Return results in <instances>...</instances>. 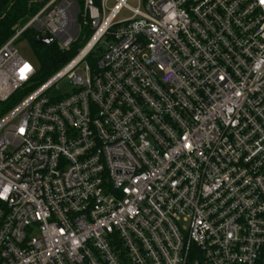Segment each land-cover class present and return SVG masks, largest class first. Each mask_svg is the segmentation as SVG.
Masks as SVG:
<instances>
[{
	"label": "built area",
	"instance_id": "built-area-1",
	"mask_svg": "<svg viewBox=\"0 0 264 264\" xmlns=\"http://www.w3.org/2000/svg\"><path fill=\"white\" fill-rule=\"evenodd\" d=\"M130 1L32 0L0 47V264H264V0ZM84 28L36 86L23 33Z\"/></svg>",
	"mask_w": 264,
	"mask_h": 264
},
{
	"label": "trees",
	"instance_id": "trees-1",
	"mask_svg": "<svg viewBox=\"0 0 264 264\" xmlns=\"http://www.w3.org/2000/svg\"><path fill=\"white\" fill-rule=\"evenodd\" d=\"M47 1L49 0H45V2ZM45 2L41 4L33 3L32 0H0V47L13 39L38 14ZM30 30L23 33L19 40L26 36ZM92 34L93 32L89 28L82 29L80 37L69 50L65 51H62L57 45L49 47L37 45L34 39L32 45L39 67L36 86H42L68 65L89 41ZM83 43L85 44L83 45ZM16 100L17 95L9 105H13Z\"/></svg>",
	"mask_w": 264,
	"mask_h": 264
},
{
	"label": "rangeland",
	"instance_id": "rangeland-1",
	"mask_svg": "<svg viewBox=\"0 0 264 264\" xmlns=\"http://www.w3.org/2000/svg\"><path fill=\"white\" fill-rule=\"evenodd\" d=\"M78 1V0H76ZM129 6L132 8L137 7V0H131L129 2ZM132 15L127 11L123 10L122 13H120L118 20H127L131 17ZM36 31L30 30L26 36L21 38L19 41L16 43V48L19 50L21 55L32 62L33 64H37V57L35 55L34 49H33V40L37 39L38 33H34ZM87 42V41H86ZM85 42V43H86ZM83 43V45L85 44ZM111 42H106V39L104 40L103 44L97 47L94 51V57L92 60H88L84 62L82 65L79 66L78 69L74 71L75 76H82L84 80H86V67H90L92 69H95L98 67L97 61L99 58L104 54L105 51L109 48L111 45ZM56 45V44H53ZM85 46V45H84ZM83 46V47H84ZM82 47V48H83ZM97 50H102L100 53H97ZM76 90V87L74 85V81L69 78H64L61 81L57 82L45 95V97L50 100V101H57L59 99H63L65 97L71 96ZM2 116V115H1ZM0 116V118H1Z\"/></svg>",
	"mask_w": 264,
	"mask_h": 264
},
{
	"label": "water",
	"instance_id": "water-1",
	"mask_svg": "<svg viewBox=\"0 0 264 264\" xmlns=\"http://www.w3.org/2000/svg\"><path fill=\"white\" fill-rule=\"evenodd\" d=\"M53 39L50 38V37H47V38H40L39 40L36 41V44L37 45H40V46H51L53 44Z\"/></svg>",
	"mask_w": 264,
	"mask_h": 264
}]
</instances>
